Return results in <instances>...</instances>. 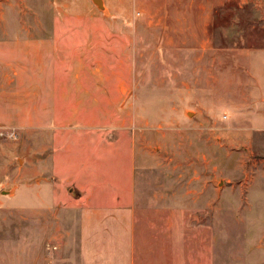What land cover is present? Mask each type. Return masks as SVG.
I'll return each mask as SVG.
<instances>
[{"label": "rangeland", "instance_id": "1", "mask_svg": "<svg viewBox=\"0 0 264 264\" xmlns=\"http://www.w3.org/2000/svg\"><path fill=\"white\" fill-rule=\"evenodd\" d=\"M12 2L46 18V0ZM186 2L147 0L85 59L129 87L97 123L53 124L44 92L0 91L3 113L32 104L0 119L18 133L0 137V264H264V0Z\"/></svg>", "mask_w": 264, "mask_h": 264}, {"label": "crops", "instance_id": "2", "mask_svg": "<svg viewBox=\"0 0 264 264\" xmlns=\"http://www.w3.org/2000/svg\"><path fill=\"white\" fill-rule=\"evenodd\" d=\"M12 1L0 0V64L6 65L0 76L7 79L2 81L0 91L28 93L29 100L36 97V92H44L43 107L56 110L48 120L53 124L85 121L94 124L100 118V107L122 106L125 100L130 101V97L125 99L126 92H129L128 84L119 85L116 89L119 99H113L116 96L115 90L101 86L98 79L107 76L109 69L88 67L85 59L91 58V54L100 57L101 51L108 52V47H105L107 44L121 41V34H129L133 19L145 16L146 12L141 5L147 0H103L105 10L94 0H46L43 13L40 10L46 17L42 19L33 17L37 11L34 6L27 4L28 10L25 12L24 6ZM163 1L166 2L165 7L161 4ZM169 1L173 4L183 3L188 8L187 12L196 10L193 3L186 5V0H152L156 14L162 13ZM12 12H18V18L13 19L10 15ZM22 12L28 14L27 18H24ZM40 61L44 64L41 73L37 72ZM27 105L28 115L24 112L16 118L12 114L16 110H13L15 107L12 105L9 114L0 110V119L6 114L12 115L10 118L15 122L26 121L24 114L30 119L32 104ZM88 136L95 138L90 133ZM103 144L109 147L107 142ZM59 149L54 156H57ZM54 168L56 172L60 171ZM92 179L93 176H83L78 183L87 188L94 182ZM70 180L74 179L70 177ZM125 189L129 195L133 188ZM94 193L92 190L93 199L96 197ZM60 198L50 197V200L55 202V199ZM122 198L129 202L131 197ZM123 200L120 199L121 202ZM111 216L117 220L127 218L124 212Z\"/></svg>", "mask_w": 264, "mask_h": 264}, {"label": "built area", "instance_id": "3", "mask_svg": "<svg viewBox=\"0 0 264 264\" xmlns=\"http://www.w3.org/2000/svg\"><path fill=\"white\" fill-rule=\"evenodd\" d=\"M0 137L1 138H9V139H17L18 138V133L15 130H11V131H3L0 130Z\"/></svg>", "mask_w": 264, "mask_h": 264}, {"label": "water", "instance_id": "4", "mask_svg": "<svg viewBox=\"0 0 264 264\" xmlns=\"http://www.w3.org/2000/svg\"><path fill=\"white\" fill-rule=\"evenodd\" d=\"M94 1L102 10H105L103 0H94Z\"/></svg>", "mask_w": 264, "mask_h": 264}, {"label": "trees", "instance_id": "5", "mask_svg": "<svg viewBox=\"0 0 264 264\" xmlns=\"http://www.w3.org/2000/svg\"><path fill=\"white\" fill-rule=\"evenodd\" d=\"M213 28V27H212ZM214 28H216V26H214Z\"/></svg>", "mask_w": 264, "mask_h": 264}]
</instances>
